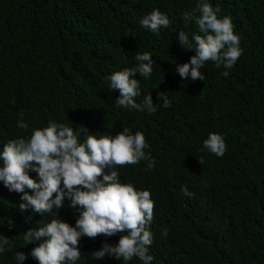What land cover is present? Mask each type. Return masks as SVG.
Masks as SVG:
<instances>
[{"label": "trees", "instance_id": "1", "mask_svg": "<svg viewBox=\"0 0 264 264\" xmlns=\"http://www.w3.org/2000/svg\"><path fill=\"white\" fill-rule=\"evenodd\" d=\"M207 2L230 17L242 55L231 69L205 62L204 80L192 81L176 70L195 54L181 47L178 32L190 40L201 34L197 0H0V151L50 121L72 127L80 142L125 127L142 132L154 167L141 160L116 170L121 183L151 193L149 264H264V0ZM154 9L170 20L159 36L139 24ZM137 52L150 53L154 64L149 78L134 77L141 88L135 99L142 104L151 95L154 114L118 106L119 91L108 87L109 75L136 66ZM158 92L167 93L169 107ZM213 132L226 143L223 156L203 146ZM22 195L0 180V238L9 241L0 264H20L16 252L26 254L22 264H39L30 254L39 241L25 245V232L52 219L75 226L80 213L67 197L50 214L22 211ZM122 234L82 236L79 259L65 264H145L138 257L94 259Z\"/></svg>", "mask_w": 264, "mask_h": 264}, {"label": "clouds", "instance_id": "2", "mask_svg": "<svg viewBox=\"0 0 264 264\" xmlns=\"http://www.w3.org/2000/svg\"><path fill=\"white\" fill-rule=\"evenodd\" d=\"M197 10L200 15L196 24L201 34L194 33L190 40L184 31L178 32L181 47L193 49L195 54L188 62L177 64L176 70L181 78L192 81L204 80L200 69L205 62L212 61L217 67L223 65L225 69H231L242 55L240 38L234 32L230 17H219V8L214 9L207 0H197ZM191 15L188 13L185 18ZM139 24L159 36L161 28L170 26V20L166 14L154 9L144 15ZM135 60L138 62L135 67L109 75L106 78L108 87L119 91L118 106L154 114L157 109L151 95H145L142 104L136 102L141 88L139 80L134 78L137 73L146 79L151 76L153 57L148 52H137ZM223 75L227 77L228 71ZM157 97L165 108L172 103L167 93L158 92ZM17 126L24 130L28 128L23 120L17 121ZM203 146L216 156H223L226 151L222 135L214 132L209 133ZM147 147L142 132L132 134L126 127L115 135L97 137L88 134L80 142L72 127L51 121L46 127L34 129L29 138L10 140L3 145L0 180L10 191L23 193L19 205L22 211L31 208L41 215L50 214L64 205L65 197L70 201V207L79 206L80 209L75 226L63 219H52L45 226L25 232V245L39 241L30 253L39 264L75 262L80 257L78 244L82 236L95 238L116 233H123L118 242L115 245L104 243L100 250L94 251V259L112 255L125 262L133 257L145 264L152 261L153 257L148 254V247L153 242L149 230L154 210L151 193L121 183L116 170L117 166L135 165L141 160H147L148 169H152L155 161L146 155L144 149ZM106 168L109 169L107 173ZM29 169L38 174V181L28 174ZM182 192L189 197L192 195L187 187H183ZM8 225L9 229L13 226L10 219ZM164 235H167L166 230ZM8 244L6 237L0 238V251ZM26 258L23 252L15 254L20 264Z\"/></svg>", "mask_w": 264, "mask_h": 264}]
</instances>
